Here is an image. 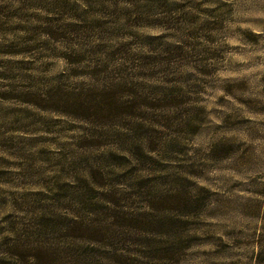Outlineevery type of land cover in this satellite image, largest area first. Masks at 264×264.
<instances>
[{
    "label": "rangeland",
    "instance_id": "1",
    "mask_svg": "<svg viewBox=\"0 0 264 264\" xmlns=\"http://www.w3.org/2000/svg\"><path fill=\"white\" fill-rule=\"evenodd\" d=\"M0 264H264V0H0Z\"/></svg>",
    "mask_w": 264,
    "mask_h": 264
}]
</instances>
